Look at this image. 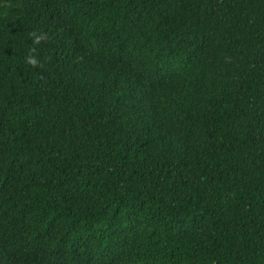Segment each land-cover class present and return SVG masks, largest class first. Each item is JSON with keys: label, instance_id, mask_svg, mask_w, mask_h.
<instances>
[{"label": "trees", "instance_id": "trees-1", "mask_svg": "<svg viewBox=\"0 0 264 264\" xmlns=\"http://www.w3.org/2000/svg\"><path fill=\"white\" fill-rule=\"evenodd\" d=\"M0 264H264V0H0Z\"/></svg>", "mask_w": 264, "mask_h": 264}, {"label": "clouds", "instance_id": "clouds-1", "mask_svg": "<svg viewBox=\"0 0 264 264\" xmlns=\"http://www.w3.org/2000/svg\"><path fill=\"white\" fill-rule=\"evenodd\" d=\"M32 35L34 37V42L38 44L42 39V37L36 36L35 33H33ZM33 53H34V49H30L29 55L26 57V62L30 64L32 67H36L38 65V60Z\"/></svg>", "mask_w": 264, "mask_h": 264}]
</instances>
